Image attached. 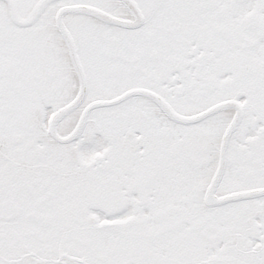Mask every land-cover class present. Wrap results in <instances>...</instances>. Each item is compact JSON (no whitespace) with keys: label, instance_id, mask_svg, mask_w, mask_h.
Returning <instances> with one entry per match:
<instances>
[{"label":"snow or ice","instance_id":"obj_1","mask_svg":"<svg viewBox=\"0 0 264 264\" xmlns=\"http://www.w3.org/2000/svg\"><path fill=\"white\" fill-rule=\"evenodd\" d=\"M0 264H264V0H0Z\"/></svg>","mask_w":264,"mask_h":264}]
</instances>
